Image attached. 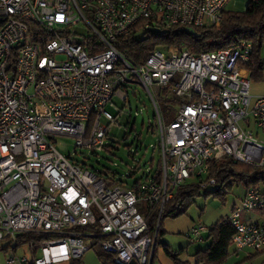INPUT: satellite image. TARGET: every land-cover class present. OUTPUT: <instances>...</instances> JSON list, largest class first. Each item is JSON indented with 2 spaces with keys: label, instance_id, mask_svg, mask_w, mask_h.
<instances>
[{
  "label": "built area",
  "instance_id": "built-area-1",
  "mask_svg": "<svg viewBox=\"0 0 264 264\" xmlns=\"http://www.w3.org/2000/svg\"><path fill=\"white\" fill-rule=\"evenodd\" d=\"M227 2L0 0V242L5 250L13 244L6 264L79 259L94 245L114 264H152L162 214L178 187L190 179L216 184L202 177L223 156L264 168V138L252 130L264 132V93L251 91L249 41L199 53L155 47L139 61L121 49L137 26H217ZM134 84L156 113L160 170L125 186L53 142L67 135L77 148L104 147L102 120L114 118L107 105ZM163 88L178 102L168 123L156 99ZM258 209L264 192L252 185L223 217L235 228L237 249L264 251V222L240 220ZM207 230L195 225L186 235L198 241ZM19 244L31 258L14 252Z\"/></svg>",
  "mask_w": 264,
  "mask_h": 264
},
{
  "label": "rangeland",
  "instance_id": "rangeland-1",
  "mask_svg": "<svg viewBox=\"0 0 264 264\" xmlns=\"http://www.w3.org/2000/svg\"><path fill=\"white\" fill-rule=\"evenodd\" d=\"M248 0H228L225 5L226 11L242 12L245 10ZM77 28L86 33L84 27L77 25ZM264 61V34L261 35V45L259 54ZM179 75L176 76V78ZM127 97L122 99L114 96L113 104H108V110L113 114L111 121L102 120L107 126L108 139L104 147L95 152L83 148L74 147L75 139L67 135H57L54 138V145L59 152L70 157L90 169H94L101 174H106L115 181H121L125 186H131L136 181H142L146 176H151L160 164V156L157 148L159 135L155 129L156 113L151 99L146 90L140 84H134L126 90ZM252 92H264V82H251ZM159 92V91H158ZM169 93L167 96H170ZM157 103L165 122H169L176 114L178 102H164L156 97ZM255 134L264 138V132L257 128H252ZM243 165V164H242ZM246 166V165H243ZM241 167V166H240ZM202 178L206 179L207 175ZM195 179H190L187 183H195ZM216 185H207L199 190L192 200L187 204L183 213L176 217H165L162 221L163 232L159 235L156 245L155 257L152 264H172L171 259L164 251V245L170 250L182 249L178 257L181 260H188L194 264V254L198 249H205L210 243L207 232L203 233L202 240L194 241L186 235L192 226L203 225L209 229L220 218L230 215L231 206L242 194L243 183L232 182L229 188L223 185V195L215 194ZM246 213V214H245ZM249 212L248 214H251ZM242 212L240 220L246 222ZM252 215V214H251ZM7 242H0V264H6L5 260L10 253L11 244L4 251ZM230 254L223 264H264V251L258 252L248 249H237L231 244ZM14 252L32 257L31 250L27 244H19ZM81 264H104L96 253V248H89L79 258ZM109 264H114L107 261ZM56 264H68L66 261Z\"/></svg>",
  "mask_w": 264,
  "mask_h": 264
},
{
  "label": "trees",
  "instance_id": "trees-1",
  "mask_svg": "<svg viewBox=\"0 0 264 264\" xmlns=\"http://www.w3.org/2000/svg\"><path fill=\"white\" fill-rule=\"evenodd\" d=\"M262 34H264V0H248L246 8L242 12L226 11L224 8L222 19L217 26L177 24L167 29L159 28L147 31H141L137 26L125 38L121 49L129 58L139 61L155 47L176 46L179 49L186 48L193 53H199L226 48L243 40L249 41L252 44V50L247 66L251 72V79L261 81L264 80V61L258 54ZM169 93L171 92L168 88H163L158 92V97L164 102H176L172 94L167 96ZM159 170L160 166L154 172L158 173ZM207 178L215 180L216 184L207 185H216L213 193L219 195L225 193L223 185L230 188L232 182L236 181L242 182L244 188L257 185L264 192V168L235 161L226 156L209 163ZM205 187H201L199 181H195V183H186L175 190L162 214L156 244L159 241L160 233L163 232V228H161L163 219L169 216L176 217L183 213L187 206L185 202L192 200L199 190ZM150 221L152 222L153 218ZM206 232L210 243L205 249H198L195 252L194 264H221L228 255V247L231 244L235 228L229 223H224L222 217ZM93 248H96V253L104 264H109L107 262L109 260L112 262V256L102 251L99 245H94ZM164 251L173 264H191L188 260H181L178 257L182 249L173 251L164 245ZM71 264L78 263L73 260Z\"/></svg>",
  "mask_w": 264,
  "mask_h": 264
},
{
  "label": "crops",
  "instance_id": "crops-1",
  "mask_svg": "<svg viewBox=\"0 0 264 264\" xmlns=\"http://www.w3.org/2000/svg\"><path fill=\"white\" fill-rule=\"evenodd\" d=\"M262 82H264V80H261ZM253 93H257L258 94V92H253ZM259 93H261V92H259ZM262 93H264V92H262ZM244 189L245 188H243L242 189V192L244 191ZM252 213V215L251 214H248L249 212H247V215H245V220H246V222H257V223H261V222H264V210H261V209H258V210H254V211H251ZM246 214V213H245ZM191 228V227H190ZM189 228V229H190ZM188 229V230H189ZM232 244V243H231ZM231 244H230V246H231ZM230 246L228 247V255L225 257V259L221 262V264H223L224 262H225V260L227 259V257L229 256V254H230V251H229V248H230ZM3 250L5 251V249L3 248ZM258 252H261V251H258ZM75 261L76 260V262L78 263V264H81V261H80V259H71V260H69V261H66L68 264H71V261ZM61 262H64V261H61ZM57 263H59V262H57ZM54 264H56V263H54ZM173 264V263H172Z\"/></svg>",
  "mask_w": 264,
  "mask_h": 264
},
{
  "label": "water",
  "instance_id": "water-1",
  "mask_svg": "<svg viewBox=\"0 0 264 264\" xmlns=\"http://www.w3.org/2000/svg\"><path fill=\"white\" fill-rule=\"evenodd\" d=\"M131 264H134V262H131Z\"/></svg>",
  "mask_w": 264,
  "mask_h": 264
}]
</instances>
